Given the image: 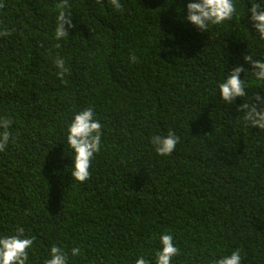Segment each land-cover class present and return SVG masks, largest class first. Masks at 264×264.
<instances>
[{"label":"trees","instance_id":"trees-1","mask_svg":"<svg viewBox=\"0 0 264 264\" xmlns=\"http://www.w3.org/2000/svg\"><path fill=\"white\" fill-rule=\"evenodd\" d=\"M60 2L0 0V117L13 133L0 151V234L34 238L26 264H44L52 246L68 264H155L166 232L173 264H212L234 249L242 264H264V130L237 111L264 85L246 77L248 95L233 105L216 95L232 67H247L242 54L264 57L247 15L201 33L183 22L188 0H120L119 11L67 0L75 26L56 48ZM89 107L102 143L77 183L65 136ZM168 131L179 142L157 156L149 140Z\"/></svg>","mask_w":264,"mask_h":264},{"label":"clouds","instance_id":"clouds-1","mask_svg":"<svg viewBox=\"0 0 264 264\" xmlns=\"http://www.w3.org/2000/svg\"><path fill=\"white\" fill-rule=\"evenodd\" d=\"M247 2L249 6L247 8L244 6L243 11L238 13L235 0H188L183 22L204 33L211 26L231 21L236 15L242 17L247 15L255 32L254 36L264 43V0ZM109 3L116 11L122 7L120 0H109ZM67 8V0H61L56 8L53 32V39L57 41L56 48L60 47L59 42L65 40L69 36V30L75 26ZM242 59L247 67H232L217 84L216 95L218 93V101L224 105H233L238 98L242 101V98L247 97L246 77L250 76L254 82L264 85V57L255 58L248 51L247 55L242 54ZM129 61L135 63V55L130 53ZM54 66L58 78H63L68 72L63 57L57 55ZM241 73L244 74L243 77ZM237 111L243 114L242 121L246 126L264 130V88L256 91L250 100L240 103ZM11 124L12 121L9 119L0 117V151L5 150L13 139ZM102 127L99 118L90 107L74 113L67 124L65 143L71 155L69 173L77 183L85 182L90 176V165L94 155L100 151L102 143ZM179 139L173 131H168L164 135H153L149 144L157 156L168 157L175 150ZM33 241V237L24 235L22 228L16 229V233L12 235L0 234V264H26ZM158 243L159 247L154 255L155 264H173V258L179 255L173 235L170 232L160 234ZM70 254L72 257L79 256L80 248L73 247ZM48 256L44 264H68V254L59 247L52 246ZM135 264H149V261L141 255L136 258ZM212 264H242L241 252L234 249L229 254L214 257Z\"/></svg>","mask_w":264,"mask_h":264}]
</instances>
